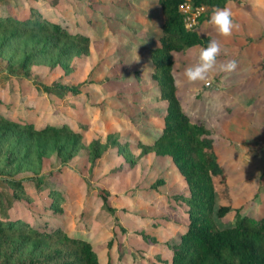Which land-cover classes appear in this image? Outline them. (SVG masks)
<instances>
[{"label":"rangeland","instance_id":"1","mask_svg":"<svg viewBox=\"0 0 264 264\" xmlns=\"http://www.w3.org/2000/svg\"><path fill=\"white\" fill-rule=\"evenodd\" d=\"M226 7L236 25L230 37H221L207 22L198 29L226 43H220L217 68L207 75L211 85L184 76L203 46L175 52L173 64L182 106L192 121L210 127L226 170V184L214 177L216 203L230 206L220 225L231 223L237 209L255 218L264 214V38L258 44L247 39L264 35V0ZM31 8L88 34L90 52L75 56L70 72L35 64L15 74L0 59V112L36 127L68 123L80 128L85 144L97 138L107 147L94 164L85 147L67 163L56 153L45 157L40 187L25 177L30 172H19L15 177L24 178L29 198L16 201L11 213L87 238L100 264H165L171 254L166 244L177 242L187 224L186 206L176 198L188 193L187 184L169 156L144 154L138 144L163 127L166 101L159 97L148 55L161 35L160 5L157 0H0L1 14L25 17ZM231 60L236 70H218ZM55 83L78 91L58 95L44 88ZM109 135L127 143L123 152ZM126 152L137 156L134 163Z\"/></svg>","mask_w":264,"mask_h":264},{"label":"trees","instance_id":"2","mask_svg":"<svg viewBox=\"0 0 264 264\" xmlns=\"http://www.w3.org/2000/svg\"><path fill=\"white\" fill-rule=\"evenodd\" d=\"M163 15L159 44L149 50L154 65L152 77L157 81L159 97L166 101L161 132L149 142L138 141L142 153L153 151L169 155L184 177L188 193L177 195L186 206L187 224L179 240L167 243L171 252L165 264H264V214L255 218L235 211L234 220L220 225L230 211L228 204H217L214 177L226 184V170L214 149V137L203 121H192L184 110L173 71L174 53L190 46L206 47L209 37L198 33L196 26L186 27L179 4L184 0H157ZM205 6L207 16L227 0H192ZM204 12L200 20L205 16ZM90 52L88 34L73 31L43 16L36 8L17 17L0 13V59H5L8 72H28L32 65L44 64L74 70L75 56ZM63 95L77 88L55 83L44 86ZM113 145L124 151L127 143ZM87 148L91 164L107 147L94 138L87 144L79 127L68 123H47L36 127L31 121L17 120L0 112V182L11 190L0 189V264H100L99 256L87 238L70 234L60 226L41 228L23 216H14L10 209L16 201L29 198L23 180H34L37 187L43 180V159L56 153L67 163L82 148ZM131 163L137 156H130ZM161 181V179H159ZM1 185V184H0ZM54 195V192H50ZM55 208V201L51 202Z\"/></svg>","mask_w":264,"mask_h":264},{"label":"clouds","instance_id":"3","mask_svg":"<svg viewBox=\"0 0 264 264\" xmlns=\"http://www.w3.org/2000/svg\"><path fill=\"white\" fill-rule=\"evenodd\" d=\"M207 23L223 38L232 35L234 27L233 13L229 7H216L213 9ZM220 43L212 40L208 45L199 50L198 62L194 66L185 69L184 76L189 82L203 81L206 85H211V81L207 79L209 72L217 68V57L220 54ZM237 63L231 60L219 65L220 72H232L236 70Z\"/></svg>","mask_w":264,"mask_h":264},{"label":"crops","instance_id":"4","mask_svg":"<svg viewBox=\"0 0 264 264\" xmlns=\"http://www.w3.org/2000/svg\"><path fill=\"white\" fill-rule=\"evenodd\" d=\"M158 2V1H157ZM229 2H235V3H237V4H241V5H246V4H248L249 3V0H227V2H226V4L223 6V7H226L228 4H229ZM159 4V3H158ZM223 7H220V8H223ZM204 12V11H203ZM211 13L212 12H210L209 13V16H207V10L204 12V17L202 18V20H200L199 18H200V16H199V18H198V22H197V24L195 25L196 27V30L198 31V29H199V27L202 25V24H204L205 22H207L208 21V19L210 18V15H211ZM203 15V14H202ZM162 19H163V15H162ZM162 23V22H161ZM160 27H161V25H160ZM198 33L199 34H201V35H203V36H208L209 37V42L210 41H212V40H214L213 39V34H211V32H205V31H203V32H199L198 31ZM251 35V36H250ZM160 38V37H159ZM262 38H264V35L262 36H257V37H254L252 34H249V36H247V39H248V42H250V44H258V43H260L261 42V40H262ZM217 39V38H216ZM221 40V39H220ZM224 41H227V39H225ZM232 41V40H231ZM220 43H221V45H222V47H223V45H226V43L225 42H222V40L220 41ZM159 44V43H158ZM158 44H156V45H158ZM156 45H153V46H156ZM198 45H201V44H195V45H192V46H190V47H194V46H198ZM201 46H203V45H201ZM189 47V48H190ZM151 48V47H150ZM188 48V49H189ZM187 49V50H188ZM150 50V49H149ZM148 55H149V53H148ZM149 59H150V56H149ZM150 61H151V59H150ZM151 63H152V61H151ZM153 64V63H152ZM153 67H154V65H153ZM152 72H153V70H152ZM152 79L153 80H155L153 77H152ZM155 82L157 83V81L155 80ZM157 88H158V84H157ZM158 90H159V88H158ZM162 118H163V115H162ZM163 120V119H162ZM163 128V127H162ZM161 132V131H160ZM151 153H155V152H153V151H150V152H146V153H144V154H151ZM143 154V155H144ZM156 154V153H155ZM157 155H160V154H157ZM160 156H169V155H160ZM170 157V156H169ZM171 158V157H170ZM172 160V159H171ZM173 162V161H172ZM174 164V163H173ZM174 166H175V164H174ZM176 167V166H175ZM177 168V167H176ZM178 172H179V170H178ZM179 174L181 175V173L179 172ZM182 176V175H181ZM183 177V176H182ZM184 178V177H183ZM185 180V179H184ZM186 182V181H185ZM187 190H188V188H187ZM167 245V244H166ZM171 256V255H170Z\"/></svg>","mask_w":264,"mask_h":264},{"label":"built area","instance_id":"5","mask_svg":"<svg viewBox=\"0 0 264 264\" xmlns=\"http://www.w3.org/2000/svg\"><path fill=\"white\" fill-rule=\"evenodd\" d=\"M179 9L184 15L186 27H193L197 24L199 16L205 10V6L194 4L192 0H184L179 4Z\"/></svg>","mask_w":264,"mask_h":264}]
</instances>
